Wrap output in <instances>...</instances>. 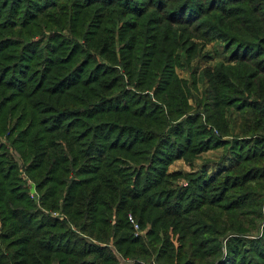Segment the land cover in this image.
<instances>
[{
  "label": "trees",
  "instance_id": "1",
  "mask_svg": "<svg viewBox=\"0 0 264 264\" xmlns=\"http://www.w3.org/2000/svg\"><path fill=\"white\" fill-rule=\"evenodd\" d=\"M0 136V264H264V0H0Z\"/></svg>",
  "mask_w": 264,
  "mask_h": 264
},
{
  "label": "rangeland",
  "instance_id": "2",
  "mask_svg": "<svg viewBox=\"0 0 264 264\" xmlns=\"http://www.w3.org/2000/svg\"><path fill=\"white\" fill-rule=\"evenodd\" d=\"M216 45H218V46H216ZM203 48H207V50H204V51L202 50L200 56H198L193 61L194 64L192 63L193 67L195 69H198V70L201 69V68H204L206 66L213 65V63L220 62L221 59L219 60V58H222V55H223L222 54V52H223L222 48L219 47V44L211 43V44L206 45V47H203ZM218 49H220V52L222 51L220 56L216 52V50H218ZM181 54L183 55L182 51H181ZM178 71H179V73H180V75L182 77L185 76V77L189 78L190 75H191V71H189L186 68L185 69H178ZM198 89H199L198 92H194V95L191 98V102L193 104H196L194 96L195 97L203 96V93H204V90H205V84L203 82H201V80H199ZM0 140L2 142H6L4 136H0ZM222 150H223V148L222 149H218V150H210L209 152L204 153L203 156L201 157V159L196 161V166L198 167L200 165V163L203 160H206V159H211L212 161H216L217 160V156L220 155ZM231 161H232V157H230L229 159L227 158L226 161L223 160V162L221 161V162H219L217 164L214 163V165L211 167L210 172H215L216 170L219 169V167H223L224 165L230 164ZM170 167H171L170 169H173V170L181 169L182 171H186V172H190L191 171L190 166L187 163H185L183 160L176 161ZM21 178L25 182V185H26V187L29 190V195L31 196V198H33L39 204L40 194H39V191L36 188V184H35L34 179L30 178L28 176V174L23 169H22V172H21ZM54 214L56 215L58 213H54ZM61 218H63V216H61Z\"/></svg>",
  "mask_w": 264,
  "mask_h": 264
},
{
  "label": "crops",
  "instance_id": "3",
  "mask_svg": "<svg viewBox=\"0 0 264 264\" xmlns=\"http://www.w3.org/2000/svg\"><path fill=\"white\" fill-rule=\"evenodd\" d=\"M216 44H217V43H216ZM216 46H218V45H216ZM204 50H207V48H204L203 51H204ZM216 52H217L218 55L220 56L222 51L220 52V49H218V50H216ZM222 54H223V52H222ZM222 56H223V55H222ZM220 59L222 60V58H219V60H220ZM215 60H216V59H215ZM193 64H194V62H193ZM214 64H216V63H213V65H214ZM202 69H203V68H201V69L198 70V69H195V68H194V71H195L197 74H199V73L201 72ZM184 77H185V76H184ZM185 78H188V77H185Z\"/></svg>",
  "mask_w": 264,
  "mask_h": 264
},
{
  "label": "built area",
  "instance_id": "4",
  "mask_svg": "<svg viewBox=\"0 0 264 264\" xmlns=\"http://www.w3.org/2000/svg\"><path fill=\"white\" fill-rule=\"evenodd\" d=\"M136 228H138V227L136 226Z\"/></svg>",
  "mask_w": 264,
  "mask_h": 264
}]
</instances>
